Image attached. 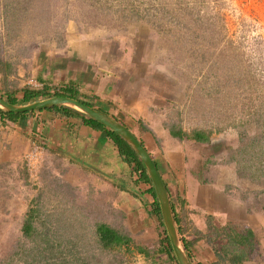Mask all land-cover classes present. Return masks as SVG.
Masks as SVG:
<instances>
[{
	"label": "rangeland",
	"instance_id": "rangeland-1",
	"mask_svg": "<svg viewBox=\"0 0 264 264\" xmlns=\"http://www.w3.org/2000/svg\"><path fill=\"white\" fill-rule=\"evenodd\" d=\"M4 1L9 5L7 32L12 40L8 52L17 63L20 57L30 58L38 47L39 52L47 53L52 45L61 43V32L69 20L79 26H106L133 34L140 53L147 52L166 77L173 79L175 99L182 95L183 102H175L169 112L170 124L189 132H211L215 144L195 148L203 158L210 153L203 168L224 165L228 176L239 179L238 189L254 195L264 192V177L258 179L249 166L262 163L252 161L247 152L241 153L251 136L264 135V0ZM2 48L1 44L0 54L5 53ZM262 148L257 146L256 151L264 153ZM59 186L51 173L31 165L19 167L11 175L0 171V264H25L33 259L31 264H39L52 255L67 256L66 262L71 260V264L81 263L76 258L84 264H170L163 258L157 263L145 261L126 248H101L94 236L96 225L119 227L121 220L101 206L106 200L103 204L71 200L74 193L64 190L63 184ZM31 215L36 216L31 221L36 228L34 236L23 233ZM210 217L220 231L231 225L215 224L214 216ZM231 226L244 235L249 230ZM149 228L124 233L155 250L163 229ZM224 237L223 245L231 242ZM255 239L256 235L252 242L234 248L249 256ZM224 261L230 262L227 257Z\"/></svg>",
	"mask_w": 264,
	"mask_h": 264
},
{
	"label": "crops",
	"instance_id": "crops-1",
	"mask_svg": "<svg viewBox=\"0 0 264 264\" xmlns=\"http://www.w3.org/2000/svg\"><path fill=\"white\" fill-rule=\"evenodd\" d=\"M8 6L0 0V45L5 52L0 54V91L16 92L20 105L26 104L22 100L26 88L48 87L54 92L74 86L92 107L119 120L148 150L187 229L186 238L192 239L195 230L206 232L205 216L212 214L219 225L249 228L256 235L255 249L238 264H264V192L254 195L238 189L239 179L228 176L224 165L203 168L210 153L203 158L195 148L213 146L212 136L210 142H198L189 138L191 131L185 128L187 135L182 138L172 135L169 112L175 102H183L182 95L175 99L173 79L147 52L140 53L133 34L69 20L61 43L47 53L38 47L30 58L20 57L17 63L7 47L12 42L7 32ZM51 108L30 111L15 121L0 117V171L11 175L31 165L51 173L55 186L63 184L64 190L74 193L71 200L99 204L106 200L101 206L121 220L122 227L114 226L121 231L157 227L152 214L153 184L137 181L133 165L121 156L107 131L87 124L81 111L67 115ZM194 252L201 264L217 260H210L216 256L206 238L194 244Z\"/></svg>",
	"mask_w": 264,
	"mask_h": 264
},
{
	"label": "trees",
	"instance_id": "trees-1",
	"mask_svg": "<svg viewBox=\"0 0 264 264\" xmlns=\"http://www.w3.org/2000/svg\"><path fill=\"white\" fill-rule=\"evenodd\" d=\"M23 91H24V97L22 100L24 103L30 102L31 100H37L40 97L46 98L50 96H67V97L78 99L92 106V104L88 100H85L84 98L80 96L81 94L79 90L72 85L65 86L62 88H57L54 92H51L48 87H44L40 90L26 88ZM15 93L16 92L12 94H6L5 92L0 91V95L13 104L17 103V100L15 98ZM51 109H55L67 115H71L73 113H80V111H78L77 109L70 107V106H65V105L54 106ZM28 112L30 111L16 113V112H11V111H6L0 108V117L4 121L5 120L15 121L18 117L24 114H27ZM82 116H83L84 121L90 126L99 128V129H105L107 131L109 137L117 145L121 156L128 163L133 165L134 173L137 174L138 176L137 181H142L145 183L152 184L151 176L147 170V167L144 161L139 156V154L136 152V150L131 146V144L122 135H120L115 130L108 128L107 126L98 122L97 120L89 117L86 114H83ZM170 129H171L172 135L179 137V138H182L183 134L184 135L186 134V132L182 130V127L174 125V124L170 127ZM189 138L195 141H198V142H203V143L210 142L211 132L206 131V130H199V129L193 130L191 134L189 135ZM257 146L261 148L264 146V135L251 136L249 138V142H246L244 144V150H242L241 153L246 154L245 152H247L252 156L250 158L252 161L254 162L259 161L262 163V164H257V165H252V164L249 165L251 166L250 168L257 173L258 179H259L261 178V176L264 177V153H262V151L257 152L256 151ZM152 192L155 198L154 203L152 204V214L154 217L157 218V222H158L156 230L157 228L163 229L161 230V233L159 234L158 239H156L155 250H152L151 248H149L150 246L147 247V246L135 243L134 239L130 235L124 233V231H121V229H118L106 223H98L96 225V230L94 232L95 240L97 243L100 244V247L103 249L126 248L128 253L133 254V252H137L144 258L145 261L152 259L151 260L152 263L160 262L159 260H162L163 258V259H167L168 261H170V264H180L176 258L168 231L165 227L160 203L156 195V192L154 190V187L152 188ZM173 211H174V217H175V221H176V225H177L180 237L182 239L185 249L187 250L189 259L192 264H201L200 262H198L197 256L195 252L193 251V249H194V244L196 242H198L200 239H205V238L207 240V243H209V245L212 247L217 257V260L213 261L212 264H220L222 261L225 260L226 257L230 261L231 264H238L247 258V254L244 252H237V250L234 248L236 246L234 245L235 244L241 245L245 241L252 242V238L254 236V233L252 231L248 230L247 234L244 235L240 232L235 231L231 225L224 226L222 231H220L219 228L216 225H214L212 221H210L211 217L209 216L207 219V231L203 232V231L195 230V237L192 239H188L185 236L187 229H185L182 226L180 222V218L178 217V214L174 207H173ZM34 217L36 216L31 215L27 219L26 223L24 224L23 226L24 235L34 236L36 228L32 225V222H31ZM223 235L228 236V241L231 240V242H226L225 245H223L224 240L222 238H225ZM219 238L220 240H218V244H217L216 240ZM219 242H222V243L219 244ZM68 250H69V253H71L73 256L75 255V252L71 248ZM48 259L49 260L45 261L44 263L41 262L39 264H71L70 263L71 260H68L67 261L68 263L66 262L67 256L63 258H59V257H56L55 255H52ZM61 259L63 261H61ZM33 260H29L30 262L27 261L25 262V264H31L32 263L31 261ZM76 260L80 261L81 262L80 264H84V262H82L79 258H76ZM34 264H38V261L35 262Z\"/></svg>",
	"mask_w": 264,
	"mask_h": 264
},
{
	"label": "water",
	"instance_id": "water-1",
	"mask_svg": "<svg viewBox=\"0 0 264 264\" xmlns=\"http://www.w3.org/2000/svg\"><path fill=\"white\" fill-rule=\"evenodd\" d=\"M58 105L70 106L85 113L89 117L104 124L108 128L118 132L131 144V146L136 150V152L144 161L151 176L152 184L160 203L164 224L168 231L178 262L180 264H192L185 251V247L180 237L174 217L171 200L161 174L148 150L124 124H122L117 119L90 106L89 104H86L83 101L67 96H50L44 99L32 101L30 103L18 105L9 102L0 95V108L16 113L47 109Z\"/></svg>",
	"mask_w": 264,
	"mask_h": 264
},
{
	"label": "clouds",
	"instance_id": "clouds-1",
	"mask_svg": "<svg viewBox=\"0 0 264 264\" xmlns=\"http://www.w3.org/2000/svg\"><path fill=\"white\" fill-rule=\"evenodd\" d=\"M119 121V120H118ZM174 212V211H173Z\"/></svg>",
	"mask_w": 264,
	"mask_h": 264
}]
</instances>
